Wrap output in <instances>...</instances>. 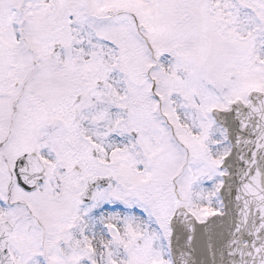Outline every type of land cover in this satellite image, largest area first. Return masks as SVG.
<instances>
[{"label":"snow or ice","instance_id":"1","mask_svg":"<svg viewBox=\"0 0 264 264\" xmlns=\"http://www.w3.org/2000/svg\"><path fill=\"white\" fill-rule=\"evenodd\" d=\"M0 264H264V0H0Z\"/></svg>","mask_w":264,"mask_h":264}]
</instances>
